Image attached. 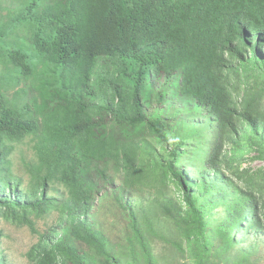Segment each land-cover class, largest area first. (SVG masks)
<instances>
[{
	"label": "trees",
	"instance_id": "1",
	"mask_svg": "<svg viewBox=\"0 0 264 264\" xmlns=\"http://www.w3.org/2000/svg\"><path fill=\"white\" fill-rule=\"evenodd\" d=\"M4 2L0 218L35 231L57 209L68 225L32 264H262L248 237L264 234V0ZM28 136L38 166L19 195L11 156ZM116 175L155 197L123 205L114 242L92 210Z\"/></svg>",
	"mask_w": 264,
	"mask_h": 264
},
{
	"label": "rangeland",
	"instance_id": "2",
	"mask_svg": "<svg viewBox=\"0 0 264 264\" xmlns=\"http://www.w3.org/2000/svg\"><path fill=\"white\" fill-rule=\"evenodd\" d=\"M4 7L8 2L11 4L14 0H4ZM50 1V0H49ZM3 10V11H2ZM1 10V14L5 15L7 11ZM25 36L23 33L21 34ZM23 37H21L22 39ZM255 41L257 38L254 39ZM261 55H264V43L260 50ZM160 84H154L155 94L151 99V106L147 109V113H152L157 106V92L160 90ZM25 100L32 102V95L25 97ZM142 135V134H138ZM144 138L137 139V142L142 143ZM151 142V141H150ZM35 138L28 136L22 142L16 144L15 150L12 153L13 169L17 181H19L18 193L19 195H27L32 185L35 183L33 167L38 166V159L34 150ZM167 146H158V154L155 156L160 163L164 156V150ZM149 157V156H148ZM145 161L147 159L145 157ZM252 167L264 165L260 161L253 162ZM42 173V171H41ZM115 175V174H113ZM120 175H116L114 184L101 186L98 192V197L94 203L92 210V218L102 227L105 232L112 238L114 242L122 241L123 234L126 229V212L123 205L128 204H147L149 200L155 197L153 190L146 189L143 192L135 193L127 190L121 191ZM123 193V197L120 193ZM66 193V189L58 184H51L47 189V197L60 199ZM167 194L171 197L178 198L175 185L171 183ZM119 195L120 197H118ZM123 200V202L121 201ZM32 220L35 224V231L27 225H17L4 217L0 218V256L5 257L9 264H32L30 251L36 249L39 243H51L56 239H60L61 235L67 230V218L57 209H52L43 216L32 215ZM248 239L260 240V252L263 257L264 264V234L258 236L251 235ZM155 249L158 253L163 254L167 252V257H172L173 253L167 251L160 241H156Z\"/></svg>",
	"mask_w": 264,
	"mask_h": 264
}]
</instances>
